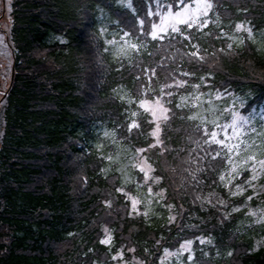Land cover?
<instances>
[{"label": "trees", "instance_id": "16d2710c", "mask_svg": "<svg viewBox=\"0 0 264 264\" xmlns=\"http://www.w3.org/2000/svg\"><path fill=\"white\" fill-rule=\"evenodd\" d=\"M193 1H6L0 264H163L185 243L192 255L169 264H264V225L242 227L245 199L220 185L224 158L180 107L207 93L241 97L247 114L264 107V0H206L203 30L150 36L160 9ZM128 34L142 44L123 58L112 44ZM157 101L164 120L146 107ZM118 154L145 159L149 175L122 176Z\"/></svg>", "mask_w": 264, "mask_h": 264}, {"label": "rangeland", "instance_id": "374dc122", "mask_svg": "<svg viewBox=\"0 0 264 264\" xmlns=\"http://www.w3.org/2000/svg\"><path fill=\"white\" fill-rule=\"evenodd\" d=\"M6 1L0 0V49L3 53H0V93H4L10 87L14 68V53L9 42L11 20L6 15L10 10H6ZM211 7L206 0H195L190 4L181 5L177 10L172 7L160 9L158 23H154L150 36L164 39V36H170L173 32H182L187 26H191L192 30L196 27L203 30L210 23L208 15ZM129 36L125 35L122 40L112 44L123 58H126L130 51H138L141 48L142 43L138 44ZM224 37L237 49L235 37L229 35ZM241 42L243 43V40ZM243 103L244 99L233 96L232 93L196 94L180 99V107L190 106L192 113L189 119L200 122L206 134L210 135V142L217 146L219 155L224 158L225 166L220 173V185L225 188L230 198L245 199L241 209H245L244 216L247 220L245 219V223L243 220L241 224L243 223L244 229H249L252 225H264V107L247 114L244 113ZM146 107L153 112L154 120L166 118L162 102L147 103ZM155 133L158 136L159 130L155 129ZM129 155L122 158L119 154L115 156L113 161L121 164L119 173L125 177L127 169L136 166L149 175L151 167L146 160L137 158L134 154ZM131 200L133 210L136 212L139 200L136 197H131ZM238 205L239 203L234 205L233 213L240 212ZM254 249L264 250V235L257 238ZM192 250L193 243H185L179 251L166 252L162 263L169 264L174 261L180 263L186 254L192 255ZM190 258L189 256L188 260Z\"/></svg>", "mask_w": 264, "mask_h": 264}]
</instances>
